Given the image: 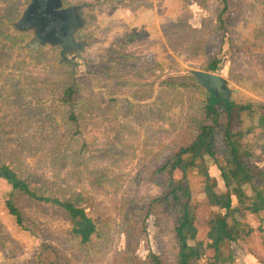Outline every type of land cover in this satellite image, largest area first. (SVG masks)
I'll list each match as a JSON object with an SVG mask.
<instances>
[{
    "label": "trees",
    "instance_id": "obj_1",
    "mask_svg": "<svg viewBox=\"0 0 264 264\" xmlns=\"http://www.w3.org/2000/svg\"><path fill=\"white\" fill-rule=\"evenodd\" d=\"M32 2L38 3L37 0H0V103L6 102L10 108H16L31 104V101L42 103L43 94L57 96L58 99L46 112V132L40 133L44 129L41 117L44 114L40 104L34 111L20 109L22 118L10 119L12 124L0 122V185L3 184L7 189L3 207L18 230L33 233L37 221L25 208L34 209L37 202L48 204L68 221L72 239L86 246L102 235L96 220L89 216L98 204L96 197L120 180L119 171L126 156L120 150L101 148L94 142L95 148L90 153L86 143L81 146L78 144L82 130L91 125L92 120L99 122V128L110 119L120 120V117L125 118L128 114L132 116L136 103L109 98L105 100L108 107L106 105L102 111V105L95 106L93 99L84 95L80 77L75 75L72 66L68 64L69 67H66L59 63L57 48L45 46L37 53L25 48L28 36L13 30L12 25ZM62 2L65 5H79L70 0ZM81 2V6L89 11L101 12L134 7L146 0ZM192 2L200 8L206 7L205 0H179L180 13L174 21L162 27V32L171 49L192 45L199 49V55L202 49L203 54H206L209 48L206 46L204 29L192 28L188 23L187 5ZM237 3L238 0H220V8L216 11V28L222 33L219 40L225 38L226 30L235 21L234 15L237 14L229 7H236ZM240 3L248 7L245 10L240 6L235 9H240L239 13L249 12L257 26L241 43L235 38L233 40H236L246 59L264 71V0H240ZM84 29L78 33V37L89 43L92 33L88 31V24ZM154 32L136 31L120 37L108 61L104 59L109 69L106 73L110 74L87 75V78L101 84L106 80L117 88L129 86L121 81L122 76L143 72L152 67V63L132 65L126 74L122 73L121 67L146 48L145 44L150 45L148 42ZM21 52H25V55L20 56ZM47 59H55L56 64L46 75H34L31 69L43 66ZM219 60L218 57L211 58L202 68L205 72L214 73ZM162 84L173 93L180 90L189 93L196 89L203 108L200 116L188 122L186 136L165 147L166 157L151 173L153 181L157 177L161 178L162 192L147 203L144 220L129 225L130 232L125 234L128 251L117 253L110 264H237L231 248L237 242L243 243L248 254L259 264H264V171L254 164L256 157L249 145L243 142L241 130L244 123L249 122L253 128L264 131V105L251 98L238 100L234 92L232 97H228L222 91H208L190 75L167 79ZM80 91H83L82 96ZM134 98L143 100L142 96L134 95ZM55 102L58 104L55 105ZM30 125H35L37 132L22 134L19 131L22 127V131L31 130ZM252 127L245 131L249 132ZM39 140L42 146L31 148L30 144L38 143ZM261 151L264 153V147ZM84 153L88 156H84ZM29 156L39 161L47 160L52 169L51 179L44 177L38 182L39 186L31 185L24 168ZM210 165L218 170L224 191L207 174ZM190 170L203 176L202 196L195 202L192 201L188 182ZM232 190L237 196L235 208L231 204ZM216 211L223 212V215ZM241 212L252 215L259 221V226L254 229L245 219L235 216ZM126 215L134 216L129 206ZM150 216L154 218L159 241L168 237L166 243L173 250L170 256L149 251L139 258L132 251L133 242L145 234L146 219ZM139 224L142 229H138ZM50 251L53 252L49 246L42 244L34 258L35 263L70 264L64 260L52 262L43 259L42 256Z\"/></svg>",
    "mask_w": 264,
    "mask_h": 264
},
{
    "label": "rangeland",
    "instance_id": "obj_2",
    "mask_svg": "<svg viewBox=\"0 0 264 264\" xmlns=\"http://www.w3.org/2000/svg\"><path fill=\"white\" fill-rule=\"evenodd\" d=\"M70 1L79 5L82 3V0ZM205 3L204 8H200L194 2L187 5L189 25L205 31L206 46L209 49L207 48L208 53L206 54H203L204 49H202L200 55L198 54L199 49L192 45L171 49L162 32V27L174 21L180 13L179 0H146L143 4L113 11L99 12L85 9L86 25L89 26L87 30L92 33V39L81 57L69 59L75 75L80 77L84 95L91 97L95 106L102 105V111L103 107L106 105L108 107L105 100L109 98H115L118 102L125 99L129 103H136L132 116L128 114L125 118L120 117V120L110 119L99 128H97L99 122L92 120L91 125H87L82 130L79 139L78 144L81 146L86 143L90 153L95 148L92 144L94 142L101 148L110 147L120 150L126 156L124 157L125 163L119 171L120 180L108 186L106 192L97 195L96 209L89 213V216L96 220L102 235L89 245H79L69 235L70 225L64 216L54 207L38 202L34 209L26 210L25 208V211L37 221L36 230L33 233L21 232L15 227L3 207L7 189L2 184L0 185V264H36L34 258L42 244L53 250V252L44 254L43 259L52 262L64 260L70 264H110L117 253L128 251L125 234L130 232L129 225H133L137 220H144L147 203L162 192L161 178L157 177L153 181L151 173L166 157L165 147L181 141L186 136L188 122L200 116L203 108L196 89L190 90L189 93H186V90L173 93L162 84L163 81L180 76H192L196 71L205 72L202 66L211 58L218 57L220 63L213 74L225 81L226 89L229 91L228 97H232L234 92L238 95L236 98L238 100L251 98L259 102L261 106L264 105V71L257 64L250 63L239 49L236 40H233L235 38L241 43L257 26L252 16H249V12L239 13L240 9H235L240 6L245 10L248 6L238 0L236 7H229L237 15H234L235 21L226 30L225 38L219 40L222 33L220 34L216 28V11L220 8V0H205ZM152 27H154L153 30ZM154 30L148 42L150 45L145 44L146 48L133 55L121 67L122 73L126 74L132 65L140 66L150 61L152 63V67L143 72L131 76L123 75L121 81L130 84L129 86L117 88L106 80L101 84V82L87 78V75H103L108 72L104 59L108 61L111 50L119 44L117 40L120 37L131 32L148 33ZM84 31L86 32L85 29ZM23 55L25 52L20 53V56ZM49 59L45 60L46 63L43 66L31 69L32 73L36 76L46 75L47 71L56 64L55 59L52 61ZM59 63L69 67L68 62L59 61ZM188 64H196L199 68L198 70L193 69ZM164 90L167 92L164 93ZM82 92L80 91V96ZM134 95L142 96L143 100L138 101ZM162 96H164L163 100H161ZM42 98V103L31 101V104L26 103L23 107L16 108H10L6 102L0 103V122L5 121L12 124L10 119L22 118L19 113L20 109L34 111L35 107L40 104L44 114L41 115L44 120V129L40 133L48 131L46 112L49 111L53 101L58 98L49 94H43ZM57 104L55 102V105ZM31 125V130L22 131L26 126L24 125L19 131L22 134L37 132V127ZM250 126L252 127V123L245 122L241 127L242 140L249 145L256 157L254 164L264 171V153L261 151L264 147V131L252 127L249 132H246V128ZM30 145L31 148H37L41 147L42 143L39 140L38 143L32 142ZM84 156L88 155L84 153ZM5 162L8 163V160ZM24 168L27 171V179L33 186H39L38 182L44 177L51 179L52 169L47 160L39 161L29 156L26 158ZM207 174L216 181L217 187L224 191L215 166L210 165ZM177 176L180 174L177 173ZM202 181L203 176L195 170H190L188 182L194 202L202 196ZM231 200L232 207L235 208L238 203L234 190L231 191ZM127 206L131 207L134 216L126 215ZM216 213L219 212L216 211ZM219 214L223 215V212ZM235 216L245 219L254 229L259 226V221L252 215H244L241 212ZM262 228L264 237V223ZM138 229H142L140 224ZM167 240L168 237H165L159 241L156 236L154 218L150 216L146 219L145 234H141L139 239L133 242L132 251L139 258L144 257L149 251L170 256L173 250L167 245ZM231 248L233 259L237 264H259L248 254L243 243H233Z\"/></svg>",
    "mask_w": 264,
    "mask_h": 264
},
{
    "label": "water",
    "instance_id": "obj_3",
    "mask_svg": "<svg viewBox=\"0 0 264 264\" xmlns=\"http://www.w3.org/2000/svg\"><path fill=\"white\" fill-rule=\"evenodd\" d=\"M61 7V0H43L39 4L32 2L26 8L20 19L12 25L16 32L32 33L30 41L24 44L25 48L37 53L41 47H55L60 49L62 59L66 51H77L82 47L74 41L75 33L83 29L86 23L75 13L79 7L64 10ZM188 66L197 70L199 68L196 64ZM192 76L199 86L212 92L222 91L228 96L225 81L220 76L203 71H196Z\"/></svg>",
    "mask_w": 264,
    "mask_h": 264
},
{
    "label": "flooded vegetation",
    "instance_id": "obj_4",
    "mask_svg": "<svg viewBox=\"0 0 264 264\" xmlns=\"http://www.w3.org/2000/svg\"><path fill=\"white\" fill-rule=\"evenodd\" d=\"M37 1H38V4H39L43 0H37ZM61 2H62V0H61ZM71 7H79V9L75 11V13H77L79 15V17L86 22V17L84 15V11H85L86 8L84 6H81V5H77V6H75V5H72V6L71 5H65L62 2V7L60 9H63L64 10V9L71 8ZM85 26H86V23H85ZM81 30H83V29H81ZM81 30H79L78 32L75 33L74 41L76 43H78L79 45H81L82 47L81 48H78L77 51L76 50H72V49L69 52L66 51L65 54H64V56L62 57V59H61V57L59 55L60 49L57 48V50H58V56H59V61L68 62L69 64H71V61L69 60L70 58H73V57H81L82 53L85 51V48L88 46V43H86V41L84 39L78 37V33ZM23 34H26L28 36L26 42L30 41V39L32 37V33H23Z\"/></svg>",
    "mask_w": 264,
    "mask_h": 264
}]
</instances>
